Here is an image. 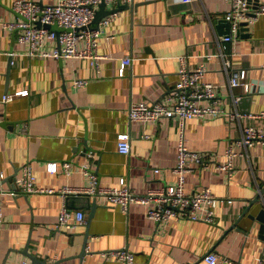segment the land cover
I'll use <instances>...</instances> for the list:
<instances>
[{
  "label": "crops",
  "instance_id": "crops-1",
  "mask_svg": "<svg viewBox=\"0 0 264 264\" xmlns=\"http://www.w3.org/2000/svg\"><path fill=\"white\" fill-rule=\"evenodd\" d=\"M15 1L0 0V190L5 192L0 193V264H32L27 247L46 264H123L110 255L123 248L135 254L133 264H209L205 257L212 252L219 255L217 264H258L264 258V144L243 149L232 177L217 165L226 162L243 126H264V121L230 124L215 117L186 123L190 149L212 156L207 166L189 173L186 191L207 186L230 201L217 207L215 223L188 217L158 223L147 216L145 206L134 204L125 213L100 195L8 191L15 190L25 164L32 166L39 186L57 190L89 187L85 166L102 187L119 186L125 179L143 194L175 184L179 120L131 122V104L171 93L180 79V58L188 55L193 68L206 62L205 80L215 85L219 106L263 111L264 14L245 25L234 42H225L219 38L230 28L227 0H134L128 8L122 0L115 20L103 27L100 53L108 58L99 72L88 60L19 54L18 32L4 25L19 20ZM126 56L134 60L120 75ZM230 58L244 72L243 84L235 88L225 71ZM76 79L88 82L79 87ZM20 91L27 94H16ZM124 133L131 136L129 154L118 148ZM67 161L69 170L63 167ZM51 163L58 164L57 171H50ZM64 207L84 211L87 222L75 230L59 229Z\"/></svg>",
  "mask_w": 264,
  "mask_h": 264
},
{
  "label": "built area",
  "instance_id": "built-area-1",
  "mask_svg": "<svg viewBox=\"0 0 264 264\" xmlns=\"http://www.w3.org/2000/svg\"><path fill=\"white\" fill-rule=\"evenodd\" d=\"M123 1L130 5L134 3V0ZM183 1L193 3L196 0ZM227 1L231 5L227 14L230 28L229 32L219 39L220 41L234 42L245 25L254 23L258 16L264 14V4L257 5V0ZM103 2L107 6L119 5L122 0H59L56 4L46 5L36 0H16L13 10L19 16V20L6 22L4 25L18 32V42L23 49L19 54L30 58L52 57L62 60H88L100 72L101 63L108 58L100 53L103 27L114 21L119 13V11L114 12L102 19L99 24H95L96 14ZM53 25L59 27L61 31L51 29L50 26ZM83 43L84 45H82ZM212 57L213 55H207V60ZM189 59L188 55L181 56L180 79L171 93L151 103L133 102L128 111L131 122L149 123L162 119L179 120L180 139L177 165L174 168L177 175L175 184L153 188L143 194L137 193L125 179L120 181L119 186L102 187L95 173L85 166L83 170L91 179L89 187L79 189L65 187L57 190L39 186L32 166L25 164L16 179L15 190L8 192L12 195L61 193L64 197L72 193L100 195L106 197L111 205L120 207L125 213H128L134 204L145 206L147 216L158 223L185 217L215 223L217 207L225 203L228 204L230 201L217 197L207 186H201L192 193L186 191L189 173L193 172L196 166H207L212 158L208 152L190 149L186 137V123L194 118L211 119L215 117H224L230 124L240 119L263 122L264 110L245 113L219 106L215 85L205 80L208 72L206 62L193 68ZM133 60L132 56L121 59L120 75H125L127 66H130ZM225 71L230 87L235 88L243 84L244 72L233 64L231 58L225 59ZM74 82L76 86L83 87L88 81L76 79ZM16 94H27V91H20ZM9 97L10 95H6L4 100L7 101ZM24 131L26 128L23 129ZM258 144H264V126L257 124L243 126L241 138L228 148L227 160L225 163L217 165V170L228 172L232 177L236 169L235 159L243 155V149L247 151ZM118 148L124 154L131 152L129 133L119 136ZM50 166L51 172L58 170L57 163H51ZM70 166L71 162L69 161L63 163L65 170H69ZM0 193L5 192L1 189ZM86 219L84 211H71L64 207L60 212L58 228L75 230L84 225L87 222ZM3 222L4 211L0 206V224ZM110 255L123 264H133L135 261V254L127 248L113 251ZM205 259L209 264H217L219 255L212 252ZM226 261L231 262L228 259ZM258 264H264V258L259 259Z\"/></svg>",
  "mask_w": 264,
  "mask_h": 264
},
{
  "label": "water",
  "instance_id": "water-1",
  "mask_svg": "<svg viewBox=\"0 0 264 264\" xmlns=\"http://www.w3.org/2000/svg\"><path fill=\"white\" fill-rule=\"evenodd\" d=\"M256 2H257V5L260 4V1H256ZM106 7H107V5L104 2L99 6V10H98V12L96 14V18H95V21H94L95 24H99L102 19H104L105 17L109 16L110 14L120 11L122 5L119 4L116 8L110 9V10H106ZM124 7L128 8L129 5L125 4ZM50 28L54 29V30H56L58 32L61 31V29L59 27H57L56 25L50 26ZM263 194H264V189H263L261 195L264 196ZM92 205H93V210H94L95 207L97 206V203H96L95 199L93 200ZM263 212H264V210H263ZM92 216H93V213L91 214V217ZM88 236H89V233H87L86 237H88ZM28 248L29 247H27V249L25 250V254L28 255L32 259V264H36V263L46 264V261H40V259H38V257L36 255H32L31 253H29Z\"/></svg>",
  "mask_w": 264,
  "mask_h": 264
}]
</instances>
